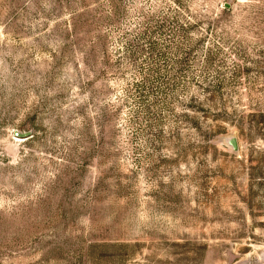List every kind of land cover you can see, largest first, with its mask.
<instances>
[{
    "label": "rangeland",
    "instance_id": "rangeland-1",
    "mask_svg": "<svg viewBox=\"0 0 264 264\" xmlns=\"http://www.w3.org/2000/svg\"><path fill=\"white\" fill-rule=\"evenodd\" d=\"M0 264H264V0H0Z\"/></svg>",
    "mask_w": 264,
    "mask_h": 264
},
{
    "label": "water",
    "instance_id": "water-1",
    "mask_svg": "<svg viewBox=\"0 0 264 264\" xmlns=\"http://www.w3.org/2000/svg\"><path fill=\"white\" fill-rule=\"evenodd\" d=\"M14 135L17 136V137L26 138V137L30 136V132L15 131ZM228 143H229L230 147L234 151H238L239 150V143H238L237 137H235V136L230 137L228 139Z\"/></svg>",
    "mask_w": 264,
    "mask_h": 264
}]
</instances>
